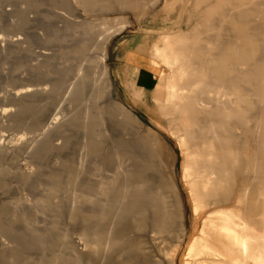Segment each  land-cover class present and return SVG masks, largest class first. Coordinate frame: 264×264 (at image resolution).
<instances>
[{
    "label": "rangeland",
    "instance_id": "rangeland-1",
    "mask_svg": "<svg viewBox=\"0 0 264 264\" xmlns=\"http://www.w3.org/2000/svg\"><path fill=\"white\" fill-rule=\"evenodd\" d=\"M84 2H89L87 7ZM166 4L167 0H0V151L6 150L0 158V231L1 226L25 231L27 225L38 232H49L40 244L30 242L31 249L15 264H54L59 242L73 250L84 241L81 222L70 220L71 208L63 192L54 189L60 184L67 187L72 174L58 169L60 176L55 177L44 169L42 173L50 179L35 174L28 177L16 159L18 146L36 136L46 137L56 117L72 119L82 113L103 119L100 133L92 140L96 154H110L109 158H90L89 162L97 163L98 159L106 164L104 170L85 173L84 177L109 182L108 196L117 200L110 214L116 226L107 240L114 248L100 246L95 263H120L123 244L129 241L135 242L136 248L139 243L147 247L139 244L135 264H171L167 261L168 248L176 234L169 229L155 233L149 226L151 213L147 205L143 207L147 210L146 223L135 221L132 211L143 185L157 187L167 180L173 187L172 197H178L174 212L182 214L185 227L174 264H264V0H177L164 8ZM111 19L115 21L108 26H126L112 33L106 45L108 55L100 53L95 59L97 75H90L75 101L65 103V84L73 78L75 67L66 65L64 51L84 39L73 37L83 32L86 21L98 28ZM3 36L14 41L7 40L3 45ZM183 36L190 39V48L179 44ZM160 38L167 39L168 47L156 67L151 49ZM42 51L49 58L41 55ZM41 87H46L42 94L25 90L33 88V92ZM55 89L58 92L53 100ZM87 99L89 108L85 111L83 100ZM111 101L124 105L143 123L140 134L135 136L125 129L123 115L113 111ZM25 103L28 108L22 109L20 105ZM13 122L17 124L7 127ZM176 124L182 127L179 134ZM149 129L154 134H148ZM212 130L216 134L211 140ZM81 135L79 130L73 137L58 138L49 133L54 146L62 148L59 156L48 151L40 154L42 162L48 163L45 168L57 167L67 159L79 163ZM122 160L126 163L118 167ZM224 179L229 184L227 189L222 187ZM258 205L259 211L255 209ZM202 206L197 225V212ZM225 220L228 225L219 224ZM243 221L247 223L246 256L238 238L243 232L238 223ZM118 227L124 230L125 241L116 238ZM4 238L3 231L0 254L6 250ZM42 248L47 251L48 261L44 263L39 259ZM148 248L150 252L144 250ZM78 254H69L67 259L79 258L82 260L78 264H87V253Z\"/></svg>",
    "mask_w": 264,
    "mask_h": 264
},
{
    "label": "bare ground",
    "instance_id": "bare-ground-1",
    "mask_svg": "<svg viewBox=\"0 0 264 264\" xmlns=\"http://www.w3.org/2000/svg\"><path fill=\"white\" fill-rule=\"evenodd\" d=\"M84 1V0H83ZM88 1V0H87ZM175 1L177 0H167V8L170 6H173ZM85 4H83V6L87 7L88 4L86 2H84ZM99 4V3H98ZM65 5V4H64ZM131 6V5H130ZM137 6V5H136ZM189 7V6H188ZM121 8V6H120ZM166 8V7H164ZM172 8V7H171ZM131 9V8H130ZM134 9V8H132ZM138 9V8H136ZM141 9V8H140ZM145 9V8H144ZM68 10V9H67ZM142 10V9H141ZM147 10V9H146ZM167 11V9H165ZM67 13V12H66ZM64 14V13H63ZM67 16V15H65ZM143 16V15H142ZM138 17V16H136ZM140 18V17H139ZM109 19V18H108ZM107 19V20H108ZM118 20V18H115ZM75 20V19H74ZM115 20L111 19L109 22H107V24L104 25H100L97 26L98 28H95V25H93L92 22H85L83 24V32L79 33L78 35H74L73 39L75 38H84L83 40L75 43V44H70L68 46V48L64 51L63 54V59L66 63L67 66L69 67H75V71L73 73V78L74 80H67L65 84L67 86L64 95H65V103L69 102V101H75L76 98L78 96H80V94L83 92V87L86 83L89 82V77L90 75H97V70H96V63H95V59L98 58L99 54L102 53L104 56H107V43L110 42L111 38H112V33L115 31H120L121 29H123L126 24H121L119 26H108V24H112V22H114ZM87 26V29L84 27ZM98 29V30H96ZM117 33V32H116ZM2 36V35H1ZM3 36L2 39V43L3 45H7V40L13 42L14 39L12 38H7ZM2 38V37H1ZM177 42V40L175 41V43ZM17 43V42H16ZM18 45L20 44L19 42L17 43ZM177 44V43H176ZM180 44V43H179ZM178 45V44H177ZM185 45V44H184ZM183 45V46H184ZM236 45V44H235ZM4 47V46H3ZM165 47H168V42L166 38H160L159 40H157V42L152 46L151 49V54L153 57V62L156 64V67H158V65H160L161 62V58L162 56H164V50ZM184 48V47H183ZM3 49V48H2ZM186 49V48H185ZM184 49V50H185ZM173 50V49H172ZM44 55L46 58H49L48 53L42 51V54ZM171 58V57H170ZM169 58V59H170ZM174 59V58H173ZM210 59V58H209ZM172 60V59H170ZM169 60V61H170ZM38 61H42V58H39ZM164 61V60H163ZM178 62V59H177ZM165 63V61H164ZM170 63V62H169ZM182 63V61H181ZM191 62H189L190 64ZM208 63V62H207ZM173 64V63H171ZM176 64V63H175ZM193 64V62H192ZM179 65V64H178ZM182 65V64H181ZM236 65V64H235ZM193 66V65H192ZM195 66V64H194ZM252 66V65H251ZM66 67V66H65ZM170 67V66H169ZM191 67V66H190ZM217 69V66H215ZM104 69V74L106 75V73L108 72L107 70V64L106 62L104 63L103 66ZM181 69V68H180ZM215 69V68H214ZM184 70V69H183ZM196 70V69H195ZM202 70V69H201ZM243 70V69H242ZM180 71V70H179ZM217 71V70H216ZM222 71V70H221ZM91 72V74H90ZM244 72V71H243ZM178 73V72H177ZM184 74V73H183ZM206 73H204L205 75ZM224 74V73H223ZM222 74V76H223ZM189 75V74H188ZM196 75V74H195ZM194 75V76H195ZM218 75V74H217ZM190 76V75H189ZM197 77V76H196ZM206 77V76H205ZM205 77H204V81H205ZM224 77V76H223ZM161 78V77H160ZM228 78V77H227ZM232 78V77H231ZM236 78V77H235ZM97 79V78H96ZM197 79V78H196ZM224 79V78H223ZM198 80V79H197ZM212 80V79H211ZM239 80V79H237ZM97 81H99V79H97ZM195 81V80H194ZM225 81V80H224ZM95 82V81H94ZM214 82V81H213ZM232 82V81H231ZM98 83V82H97ZM107 84V83H106ZM105 84V85H106ZM207 84V83H206ZM213 84V83H212ZM226 84V83H225ZM232 84V83H231ZM217 85V84H216ZM94 86V85H93ZM215 86V85H214ZM233 86V85H232ZM162 87V86H161ZM45 88L46 87H41L38 88L36 91H31V89L33 90V88H29V89H25L26 92L28 94H42L45 92ZM199 88V87H198ZM211 89V86L209 85V87ZM214 88V87H213ZM234 88V87H233ZM161 88H159L160 91ZM204 89V88H203ZM216 89V88H215ZM187 90V89H186ZM189 90V89H188ZM199 90V89H198ZM185 91V90H184ZM212 91V90H211ZM58 90L55 89L52 92V95L54 97H52L53 100H55V96L57 94ZM200 92V91H199ZM217 92V91H216ZM239 92V91H236ZM196 93V92H195ZM203 93V91H202ZM189 94V92H188ZM236 94V93H235ZM170 95V94H169ZM172 95V94H171ZM182 95V94H181ZM190 95V94H189ZM188 95V96H189ZM168 96V95H167ZM203 95H201L200 97H202ZM193 98L196 97V94L194 96H192ZM199 97V96H197ZM90 98V96H89ZM216 99V97H214ZM196 99V98H195ZM219 99V98H218ZM162 100V99H161ZM172 100V99H170ZM204 100V99H203ZM168 101V100H167ZM194 101V99H193ZM197 101V100H196ZM207 101V98H206ZM220 101V100H219ZM238 101V100H237ZM24 102V101H23ZM84 104L83 106L85 107V111L88 110V99L87 100H83ZM160 102V101H159ZM211 102V101H210ZM216 102V100H215ZM111 103L114 104L115 109L113 110L117 115H123L122 118L124 120L125 123V129L133 134V135H138L140 134V129H143V123L136 117L133 115V113L128 110L124 105L120 104V103H116V102H112ZM168 103V102H167ZM172 103V102H170ZM169 103V104H170ZM198 103V101H197ZM20 105V104H19ZM28 103L25 104H21L20 106L22 107V109H27L28 108ZM162 105V104H161ZM164 105V104H163ZM211 105V104H210ZM82 106V105H81ZM171 107V106H170ZM73 109V108H72ZM80 113V112H79ZM174 120V119H172ZM103 123V119L100 118L99 120L88 115V114H80V116L69 119L67 117H56L55 122L51 125L50 128H48L47 131V136H36L33 139H29L30 141L22 144H20V146H18V150H19V154H15L16 159L20 162L21 165V169L23 174H25V176L31 177L33 174L35 175H43L44 177L50 179V175H55V177L59 175V173L57 172L58 169H62L66 170L69 174H72L73 176V180H71L68 183V186H64L60 184V186H56L54 187V189L56 191L59 192H63L64 194V198H66V201L69 204V209L70 210V214H72V216H70V220H74L81 222V227L83 229V232L80 234L81 237L83 238L84 241H81L78 243L79 245V249L75 248L73 250H69L66 249V246H64L61 242H59V248L57 251V259L55 260L54 264H78V262H81L82 259L76 258V260H68L67 256L69 254H74L76 253V255L81 251V252H86L87 253V259H85L87 261V264H97L94 261V257L96 255H99L98 253V249L100 246H104V247H111L112 245L107 241L111 236L110 231L113 230V228H115L116 226V222H114L115 220H113V218L111 219V213L112 210L114 209V207L116 206V198L112 199L111 197L108 196V194L110 193V189H111V185L109 182H105L102 181L98 182L97 179L94 181H89L87 177H84V175H86L85 173L88 174H92L94 173L93 171L96 170H104L103 168V164H106L105 162L102 161H98L97 159V163L94 162H89L88 160H90V158L92 157H98V158H102V157H106V156H102L99 154H96L97 152H95V150L97 149V146L95 145V143L92 140V137L98 133H100V127L99 125ZM13 124H17V122H13L9 125H7V127H11L13 126ZM184 129V128H183ZM79 130L81 131V146H80V152H79V163H73L71 162L69 159L62 161V163L58 164L57 167H53V168H45L44 165H47L48 163H43L40 158V154L43 151H48L53 153V156H59L57 155L60 152V148H62V146H54L53 144V139L52 137H49L48 134L49 133H54L55 137H61V136H72L75 134V131ZM174 130V128H173ZM185 130V129H184ZM176 131H179L178 134L180 133V131L182 132V127L180 125L176 124ZM124 132V130H123ZM204 132V129H203ZM184 133V132H183ZM145 134V133H143ZM141 134V135H143ZM148 134H154V131L152 129L148 130ZM189 134V133H188ZM214 134H216L215 130H212L211 132H209V139H213L214 138ZM128 135V134H127ZM190 136V134L188 135ZM141 137V136H140ZM181 137V136H180ZM3 138V137H2ZM25 138V137H24ZM155 138V137H154ZM186 138V137H185ZM152 139V138H151ZM1 140V139H0ZM147 141V140H146ZM189 141V139H188ZM24 142V141H23ZM149 142V141H148ZM157 143V142H156ZM178 143V142H177ZM190 143V142H189ZM192 143V142H191ZM154 145V144H153ZM129 146V145H128ZM143 146V145H142ZM2 147V146H1ZM65 147V146H64ZM109 147V146H107ZM161 147V146H160ZM137 148V147H135ZM183 148V147H182ZM195 148V147H194ZM146 149V145L145 148ZM148 149V148H147ZM161 149V148H160ZM199 149V148H198ZM150 150V149H149ZM153 150V148H152ZM17 151V150H16ZM105 149H103V153H104ZM110 151V150H109ZM145 152V151H144ZM158 152V149H154V155L156 156ZM6 153V150H2L0 151V158L2 156H4V154ZM106 153V152H105ZM182 153V152H181ZM114 154V153H113ZM147 154V153H146ZM160 154V153H159ZM162 154V153H161ZM211 154V153H210ZM105 155V154H104ZM143 155V154H142ZM145 155V154H144ZM199 155V154H198ZM112 156V155H111ZM147 156V155H146ZM168 156V155H166ZM188 156V155H187ZM210 156V155H209ZM114 157V156H113ZM213 157V156H212ZM153 158V157H151ZM188 158V157H187ZM74 159V158H73ZM103 159V158H102ZM124 159V158H123ZM145 159V158H144ZM150 159V158H149ZM158 159V158H157ZM168 159V157H167ZM72 160V159H71ZM75 160V159H74ZM105 160V159H104ZM108 160V159H107ZM146 160V159H145ZM193 160V159H192ZM207 160V159H205ZM126 160H122V162H118V167L122 166ZM186 161V160H185ZM193 162V161H192ZM198 162V161H197ZM211 161H209L210 163ZM18 163V162H17ZM203 163H205L203 161ZM158 164V163H157ZM201 164V163H200ZM1 165V163H0ZM199 165V164H198ZM210 165V164H209ZM156 166V165H155ZM186 166V165H185ZM194 166V165H193ZM206 166V165H204ZM50 167V166H49ZM52 167V166H51ZM102 167V168H101ZM182 167V166H181ZM196 168V165L194 166ZM198 167V166H197ZM209 167V166H208ZM156 168V167H155ZM202 168V167H201ZM207 168V167H206ZM205 168V169H206ZM44 169H49L50 170V175H46L43 174L42 171ZM189 169V168H188ZM198 169V168H197ZM216 169V168H215ZM48 170V171H49ZM131 170V169H130ZM117 171V170H116ZM124 171V170H123ZM158 171V170H157ZM162 171V170H161ZM216 171V170H215ZM235 171V170H234ZM60 172V171H59ZM118 172V171H117ZM128 172V171H126ZM131 172V171H130ZM200 173H202L200 171ZM207 173V172H206ZM214 173V172H213ZM61 174V172H60ZM113 174V173H111ZM124 174V173H123ZM159 174V172H158ZM51 175V176H52ZM71 176V175H70ZM118 176V175H117ZM121 176V175H120ZM160 176V175H159ZM163 176V175H162ZM168 176V174H167ZM166 176V177H167ZM195 176V175H194ZM197 176V175H196ZM243 176V175H242ZM66 177V176H65ZM127 177V176H125ZM129 177V176H128ZM127 177V178H128ZM158 177V176H157ZM214 177V176H213ZM171 178V177H170ZM173 178V177H172ZM239 178V177H238ZM162 179V178H161ZM168 179V178H166ZM153 180V179H152ZM214 180V179H213ZM116 181V180H115ZM150 181V180H149ZM207 181V180H206ZM55 182V181H54ZM59 182V181H58ZM211 182V181H210ZM218 182V181H217ZM220 182V181H219ZM43 183V182H42ZM53 183V182H52ZM51 183V184H52ZM60 183V182H59ZM150 183V182H149ZM46 184V183H45ZM140 185H142V183L139 182ZM154 184V183H153ZM54 185V184H53ZM57 185V184H55ZM66 185V184H65ZM176 185V184H175ZM174 185V186H175ZM220 185V184H219ZM52 186V185H51ZM204 186V185H203ZM229 186V184H228ZM227 183L226 180L224 179L222 182V187L223 189H227ZM171 187L172 185L166 180L165 182H163L162 184H160L159 186L155 187L152 186L151 184H145L142 187V191L140 192V195L137 197L136 202L133 205V217L135 218V221H140L143 223L144 220V212H146L147 210H145L143 207L150 208V217L149 219V226H151V228L153 230H155V233H158V231L163 230V229H169L170 231L168 232H173L176 234V240L173 239V243L169 246V254L167 255V258H169V260L167 259V261H170L171 264H174V259H175V254L177 252V249L179 248V244H181L180 242H182V236L185 232V227L182 224V214L180 216V214H178L177 212H174V205L178 204V197L177 196H173L172 197V191H171ZM176 188V187H175ZM216 188V187H215ZM173 189V187H172ZM51 190V189H50ZM49 190V191H50ZM54 190V192H55ZM128 190V189H127ZM216 190V189H215ZM214 190V191H215ZM257 190V189H256ZM46 191V190H45ZM52 191V190H51ZM243 191V190H242ZM102 192L103 195H99V193ZM56 193V192H55ZM209 193V192H208ZM227 193V192H225ZM247 193V192H246ZM112 194V193H111ZM212 194V193H211ZM241 194V193H240ZM239 194V195H240ZM46 195V194H45ZM58 195V194H57ZM142 195V196H141ZM148 197H147V196ZM175 195V194H174ZM226 195V194H225ZM224 195V196H225ZM228 195V193H227ZM49 196V194H48ZM241 196V195H240ZM171 197L173 199H171ZM207 197V196H206ZM237 197V196H236ZM51 198V196H50ZM228 198V197H227ZM226 198V200H227ZM240 198V197H239ZM246 198V196H245ZM54 199V198H52ZM235 199V198H234ZM196 200V199H195ZM207 200V199H206ZM225 200V201H226ZM224 201V200H223ZM53 202V201H51ZM148 202V203H147ZM207 203V202H206ZM214 203V202H213ZM242 203V202H241ZM199 204V203H198ZM239 204V203H238ZM212 205V204H211ZM50 206V205H49ZM53 206V205H52ZM198 206V205H197ZM204 206V205H203ZM203 206L201 209H197V217H196V223L199 220V216L203 213ZM213 207V206H212ZM63 208V207H62ZM196 208V207H195ZM209 208V207H208ZM205 209V208H204ZM129 210V209H128ZM219 210V209H218ZM131 211V210H130ZM196 211V210H195ZM121 212V211H119ZM205 212V211H204ZM222 212V211H221ZM130 213V212H128ZM64 214V213H63ZM120 214V213H119ZM11 215V214H10ZM20 215V214H19ZM24 215V214H23ZM27 215V214H26ZM130 215V214H129ZM148 216V214H146ZM18 216V215H17ZM16 216V217H17ZM78 216H80V220H78ZM121 216V215H120ZM131 216V215H130ZM129 216V217H130ZM209 216V215H208ZM229 216V215H228ZM126 217V216H125ZM19 218V217H18ZM36 219V218H35ZM146 219V218H145ZM234 219V218H233ZM240 219V217H239ZM17 220V218H16ZM37 220V219H36ZM125 220V218H124ZM130 220V218H129ZM184 220V218H183ZM207 220V219H206ZM20 220H18L19 222ZM133 221V220H132ZM131 221V222H132ZM148 221V220H147ZM24 222V219H23ZM228 222V221H227ZM223 221V222H219V224H221L222 226L225 225L224 223H226V225H228V223ZM239 222V221H238ZM11 223V222H10ZM29 223V220L28 222ZM25 223V224H27ZM47 223V222H46ZM120 223V222H119ZM122 223V222H121ZM141 223V224H142ZM146 223V221H145ZM206 224V223H205ZM241 225L243 232H239L241 233L240 235H238V238H241V241L243 243L244 246V254L246 256V250H247V236L244 235V231H246V221H243L242 223H238ZM120 225V224H119ZM126 225V224H125ZM132 225V224H131ZM145 225V224H144ZM198 225V223H197ZM133 226V225H132ZM207 226V225H206ZM0 231L3 232L4 231V236H5V241H4V245L6 246V250L4 252H2L0 254V264H15L17 262V259L21 258L24 256V252L26 250L31 249L32 246H30V242L32 243H36V244H40L41 242H43L44 238H46V236L49 234V232H47V230L44 232H38V230L36 231V228H30L29 226L26 225L25 231H20L15 229L14 227L12 229H5L4 226ZM55 227V226H54ZM144 227V226H142ZM217 227V226H216ZM50 228V227H49ZM65 228V227H64ZM140 228V226H139ZM150 228V229H151ZM207 228V227H206ZM210 228V227H209ZM208 228V229H209ZM215 228V227H214ZM5 229V230H3ZM119 229V227L117 228ZM144 229V228H143ZM241 229V228H240ZM52 230V229H51ZM55 230V229H53ZM63 230V228H62ZM195 230V229H194ZM197 230V229H196ZM219 230V229H218ZM29 233H27V232ZM64 231V230H63ZM115 231V230H114ZM133 231V230H132ZM167 231V230H166ZM214 231V230H211ZM51 232V231H50ZM196 232V231H195ZM219 232V231H218ZM58 233V232H57ZM61 233V232H59ZM113 233V232H112ZM202 233V232H201ZM212 233V232H211ZM131 234V233H130ZM137 234V233H136ZM150 234V233H149ZM163 234V233H162ZM172 234V233H171ZM179 234V235H178ZM3 235V234H2ZM62 235V234H60ZM59 235V237H60ZM140 235V234H139ZM165 235V234H164ZM169 235V234H167ZM166 235V237H167ZM199 234H197L198 236ZM219 235V234H218ZM56 236V235H55ZM64 235H62L63 237ZM172 236V235H171ZM170 236V237H171ZM201 236V235H200ZM58 237V235H57ZM142 237V236H141ZM151 237V236H150ZM195 238H197L194 235ZM199 237V236H198ZM215 237V236H214ZM116 238L120 239V240H124L126 238L125 234H124V230L123 229H119L117 230L116 233ZM104 239L106 241H104ZM143 239V237H142ZM146 239V238H145ZM151 239V238H150ZM167 239V238H166ZM194 239V238H193ZM144 240V239H143ZM160 240L157 239V241ZM169 240V239H168ZM57 241V240H56ZM116 241V240H115ZM118 241V240H117ZM125 241V240H124ZM128 241V240H127ZM163 241V240H162ZM161 241V242H162ZM172 241V240H171ZM140 242V241H139ZM160 242V244H161ZM116 243V242H115ZM118 243V242H117ZM151 243V242H150ZM196 243V242H195ZM45 245V243H43ZM69 244V243H68ZM140 244V243H139ZM137 248H141L140 245H144L140 244ZM152 244V243H151ZM193 244V243H192ZM191 244V245H192ZM70 245V244H69ZM146 245V244H145ZM144 245V246H145ZM150 245V244H149ZM123 246H125L124 248V257L121 260L120 263L116 264H135V258L139 255V252L136 251V246L137 244L135 242H129L126 244H123ZM167 246V245H166ZM74 247V245L72 246ZM113 247V246H112ZM146 247V246H145ZM156 247V246H155ZM192 247V246H191ZM114 248V247H113ZM144 248V247H143ZM147 248V247H146ZM151 248V246H150ZM159 248V247H158ZM166 248V247H165ZM104 249V248H103ZM110 249V248H109ZM160 249V248H159ZM167 249V248H166ZM249 249V248H248ZM52 250V249H51ZM108 251V249H106ZM143 250V249H142ZM145 251L148 249H144ZM164 250V247H163ZM111 251V250H110ZM120 251V250H119ZM123 251V250H122ZM147 251V252H148ZM162 251V250H161ZM240 251V250H239ZM50 252V251H48ZM55 252V250H54ZM144 252V251H143ZM150 252V251H149ZM152 252V251H151ZM193 252V251H192ZM219 252V251H218ZM238 252V251H237ZM249 252V251H248ZM52 253V252H51ZM105 253V252H104ZM113 253V252H112ZM111 253V254H112ZM122 253V252H121ZM146 253V252H145ZM144 253V254H145ZM158 253H160L158 251ZM7 254H10L11 256H8ZM108 254V253H106ZM116 254V252H115ZM120 254V253H118ZM118 254L116 255V257L118 256ZM148 254V253H146ZM234 254V252H233ZM231 254V256L233 255ZM41 256H39L40 262L44 263L47 262L48 260L45 258V256L47 255V251L46 249L42 248L41 249ZM152 255V254H151ZM155 255V253L153 254ZM236 255V254H235ZM239 255V254H238ZM79 256V254H78ZM148 256V255H147ZM242 256V255H241ZM249 256V254H248ZM108 257V256H106ZM105 257V258H106ZM234 257V256H233ZM119 258V257H118ZM138 258V257H137ZM141 258V257H140ZM246 258V257H245ZM121 258H119L120 260ZM148 259V258H147ZM117 260V259H116ZM118 260V261H119ZM241 260V259H240ZM239 260V261H240ZM105 261V260H104ZM108 261V260H107ZM112 261V260H111ZM151 261V260H150ZM193 261V260H192ZM103 262V260H102ZM147 262V261H146ZM161 262V261H160ZM115 263V262H113ZM81 264V263H79ZM106 264V263H105Z\"/></svg>",
    "mask_w": 264,
    "mask_h": 264
},
{
    "label": "crops",
    "instance_id": "crops-1",
    "mask_svg": "<svg viewBox=\"0 0 264 264\" xmlns=\"http://www.w3.org/2000/svg\"><path fill=\"white\" fill-rule=\"evenodd\" d=\"M167 5H165V7H166ZM181 45H182V47H184V48H186V47H189L190 48V45H191V42H190V39L188 38V36H183L182 38H181ZM185 44V45H184ZM230 44L232 45V41L230 42ZM184 45V46H183ZM189 50V49H188ZM202 75H204V74H202ZM260 198V197H259ZM260 205H258L255 209L257 210V211H259L260 210ZM246 220H247V223H248V218H246Z\"/></svg>",
    "mask_w": 264,
    "mask_h": 264
}]
</instances>
